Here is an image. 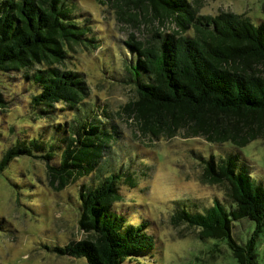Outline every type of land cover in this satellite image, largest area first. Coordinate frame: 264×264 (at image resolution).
I'll return each instance as SVG.
<instances>
[{
    "label": "trees",
    "instance_id": "obj_1",
    "mask_svg": "<svg viewBox=\"0 0 264 264\" xmlns=\"http://www.w3.org/2000/svg\"><path fill=\"white\" fill-rule=\"evenodd\" d=\"M99 1L112 7L117 20L152 26L149 38L129 31L123 39L133 54L124 79L133 84L134 97L121 105V112L137 130L149 137L180 132L233 148L217 155L193 154L200 181L217 185L223 197L193 208L187 199H171L170 223L191 226L198 238H225L237 264H256L254 239L264 225V187L236 147L264 137V22L254 24L246 14L229 10L199 13L197 0ZM73 5L72 0H0V70L40 66L28 73L39 84L29 96L31 112L49 115L56 102L71 111L67 119L53 121L49 141L41 135L24 137L4 148L0 169L25 154L44 161L53 189L88 175L77 186V226L85 236L45 247L81 256L87 264H120L150 249L153 238L145 223H126L114 208L122 200L121 184L133 186L134 174L128 164L120 166L104 154L116 134L113 121L98 118L97 103L83 100L80 72L55 65L73 44L95 40ZM166 19L174 24L170 30L159 28ZM4 101L0 93V106ZM56 151L59 157L53 161ZM242 218L254 225L239 241L231 228L233 220Z\"/></svg>",
    "mask_w": 264,
    "mask_h": 264
},
{
    "label": "rangeland",
    "instance_id": "obj_2",
    "mask_svg": "<svg viewBox=\"0 0 264 264\" xmlns=\"http://www.w3.org/2000/svg\"><path fill=\"white\" fill-rule=\"evenodd\" d=\"M72 1L74 15L81 22L87 19L95 40L90 45L73 44L63 62L55 65L80 72L86 91L83 100L97 103L98 118L113 121L116 134L104 154L113 156L120 166L128 164L134 174L133 186L121 184L122 200L114 202V208L126 223H145L153 238L150 249L124 257L120 264H237L225 238H198L191 226L169 221L171 199H187L193 208L223 197L217 185L200 181L199 160L193 154L217 155L233 148L180 132L158 137L140 133L133 119L121 112V105L134 97L133 84L124 79L133 54L124 47L123 39L129 31L137 38H149L152 26L142 22L132 27L117 20L112 7L99 0ZM196 10L210 14L229 10L246 14L254 24L264 22V0H197ZM173 26L166 19L159 28L170 30ZM36 67L40 66L0 70V93L5 100L0 106V155L24 137L41 135L49 141L53 121L70 116V108L62 107L61 102L54 103L49 115L39 117L31 112L29 96L39 84L33 83L28 73ZM236 149L251 176L264 187V137ZM54 153L56 161L59 153ZM88 178L78 177L53 189L43 160L25 154L9 159L0 169V264H87L81 256L57 254L45 246L85 236L77 226V186ZM253 225L244 218L233 220L231 235L243 241ZM254 240L255 263L264 264V225Z\"/></svg>",
    "mask_w": 264,
    "mask_h": 264
}]
</instances>
